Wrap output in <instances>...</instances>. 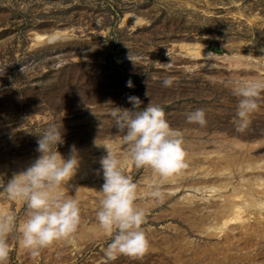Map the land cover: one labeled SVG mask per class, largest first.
<instances>
[{
	"label": "rangeland",
	"instance_id": "1",
	"mask_svg": "<svg viewBox=\"0 0 264 264\" xmlns=\"http://www.w3.org/2000/svg\"><path fill=\"white\" fill-rule=\"evenodd\" d=\"M56 29L66 30L56 43L32 39L33 31ZM181 42L203 44L211 52L209 64L187 67L194 59L180 54ZM234 53L241 54V62L245 56L262 60L264 0H0V172L7 180L30 164L38 155L37 135L50 123L63 131L64 142L57 147L65 157L75 145L81 158L99 160L106 149L97 145L112 144L121 154L123 173L137 185L134 203L145 211L140 228L147 239L141 255L104 256L111 237L96 221L97 190L103 180L95 172L85 179L72 177L64 189L72 196L77 187L80 222L71 238L55 240L33 255L18 242V231L13 232L7 237L4 264H264L255 245L251 251L227 254V259L220 251L204 253L217 243L223 247L227 234L203 235L183 214L171 213L190 197L197 208L208 205L201 199L205 192L185 190L198 174L189 176L191 169L184 167L187 176L178 179L179 187L175 181L164 182L159 185L162 196H151L153 189L145 192L143 187L153 175L151 169L138 168L124 157L120 133L108 114L113 104L130 108L126 98L135 95L142 104L159 105L183 142L208 141L207 150L222 139L261 142L249 152L264 160V91L244 130L237 131L234 124V84L259 78L244 65L228 68L229 59L223 57ZM165 78L172 81L167 87L162 84ZM129 79L132 87L126 86ZM197 108L204 110V125L186 120ZM174 185L177 190L170 194ZM189 194L193 196L185 197ZM0 209L14 210L17 224L24 219L20 201L0 195ZM261 224L264 220L251 217L226 233L244 235ZM178 237L182 243L175 244Z\"/></svg>",
	"mask_w": 264,
	"mask_h": 264
},
{
	"label": "clouds",
	"instance_id": "2",
	"mask_svg": "<svg viewBox=\"0 0 264 264\" xmlns=\"http://www.w3.org/2000/svg\"><path fill=\"white\" fill-rule=\"evenodd\" d=\"M129 59L132 60L130 56ZM171 83L170 78L162 81L165 87ZM126 86H133L130 79ZM262 91L264 79L241 80L234 84L232 93L237 97L234 120L237 131L248 125ZM126 99L131 104L130 108L113 104L108 114L120 133L124 157L138 168L151 169L157 179L153 181L150 195L160 198L159 185L186 166L181 135L170 127L159 105L142 104L135 95ZM186 120L204 125V110L190 111ZM63 142V131L56 123H50L37 135L35 151L38 155L30 164L12 172L7 180L0 172V195L20 201L25 206V216L19 224L14 210L0 209V264H4L8 257L7 237L13 232L18 231V242L35 255L55 240L70 239L76 231L80 222L79 204L74 195L77 187L71 190L72 196L66 195L64 189L70 185L81 157L75 145H70L68 155L63 156L57 147ZM94 144L97 145L95 140ZM103 146L106 155L100 157V167L96 170L103 182L97 190L100 198L95 216L98 227L111 237L104 248V256L111 260L117 254L141 255L146 250L147 239L140 228L145 211L134 203L137 185L123 173L121 154L108 145Z\"/></svg>",
	"mask_w": 264,
	"mask_h": 264
},
{
	"label": "bare ground",
	"instance_id": "3",
	"mask_svg": "<svg viewBox=\"0 0 264 264\" xmlns=\"http://www.w3.org/2000/svg\"><path fill=\"white\" fill-rule=\"evenodd\" d=\"M65 33L66 30L64 29L47 32L33 31L32 39L39 44H51L59 41ZM179 46L184 51V53H180L181 55L194 59L193 64L187 67L209 64L207 58L211 52L206 51L200 42H181ZM240 57L241 54L234 53L229 57L224 56L223 58L229 59L228 68H240L244 65L249 67V70H256L258 72V79H264V54L262 60L258 57L245 56L246 59L241 62ZM213 142L215 143L213 150L206 149L208 141L183 142L185 167L192 171L191 174H188L189 176H196L198 174L197 177L191 180V184H187L188 187L185 190L199 189L205 192L201 199L204 200L203 202H209L206 203L208 205L197 208L190 197L187 198L188 200L185 201L182 207L174 208L171 213L177 211L183 214L188 223H191V228H194L203 235L223 236L227 234L225 237L227 238L226 244L223 247H220L222 243H217V245L209 248L205 247L203 252L206 254L214 255L216 251H220L222 257L227 259V254L232 253L237 255L238 252H242L245 248L246 251L248 249L251 251L255 245L258 248L256 254L264 256V225L261 224L260 227L251 228L245 231L244 235L234 236L231 233H226L227 230L230 231L236 227H243V223H248L251 217H257L260 223L264 220V160L251 155L249 152L251 148L261 142L258 144H248L233 138ZM103 145L107 144H99L100 148L105 149ZM108 146L112 148L113 145L108 144ZM204 162H208V165H205ZM98 164L99 160L97 158L91 159L84 155L73 178L85 179L91 174H95V166H98ZM246 173L250 175L245 176ZM186 174L187 172L182 169L165 182L175 181L178 186L181 183L178 182V179H184ZM238 175L239 178H235ZM154 179H157L154 177V174L145 179L146 185L143 186L145 192L153 189L151 185H153ZM176 185L169 187L168 192L170 194L175 193L177 190ZM82 194L83 192H80V195ZM189 196H193V194L186 195L185 197ZM210 199H213V201L211 202ZM204 208L205 213L203 212ZM179 238L176 242L174 241L175 244L182 243V240H179Z\"/></svg>",
	"mask_w": 264,
	"mask_h": 264
}]
</instances>
